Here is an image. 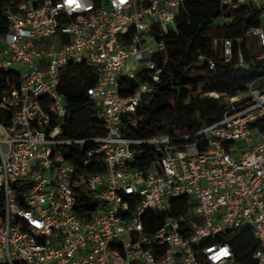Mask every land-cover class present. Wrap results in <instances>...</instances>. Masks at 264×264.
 I'll use <instances>...</instances> for the list:
<instances>
[{
    "label": "built area",
    "instance_id": "2783aa9c",
    "mask_svg": "<svg viewBox=\"0 0 264 264\" xmlns=\"http://www.w3.org/2000/svg\"><path fill=\"white\" fill-rule=\"evenodd\" d=\"M184 1L22 0L5 12L0 264H246L237 258L240 245L248 264H264V74L243 93L208 91L224 108L193 131L144 138L122 131L125 119L137 128L136 108L150 85L122 95L119 78L134 77L129 59L155 68L151 54L165 44L147 45L144 32L154 23L159 35L173 30ZM219 2L258 13L259 23L235 38V51L231 37L212 40L224 63L247 66L242 43L264 48V0ZM254 57L264 60V50ZM70 62L96 74L87 96L103 134L62 135L67 108L59 86ZM143 145L156 156L132 166ZM227 234L235 241L223 240Z\"/></svg>",
    "mask_w": 264,
    "mask_h": 264
},
{
    "label": "trees",
    "instance_id": "16d2710c",
    "mask_svg": "<svg viewBox=\"0 0 264 264\" xmlns=\"http://www.w3.org/2000/svg\"><path fill=\"white\" fill-rule=\"evenodd\" d=\"M22 0H0V33L7 29V20L4 15L9 9L15 10ZM259 23L256 9L240 7L235 11L222 6L219 0H185L177 9L175 28L159 35L158 24H152L150 33L156 41H163L165 50H155L151 59L155 63L154 69L142 68L134 77L121 76L119 78V92L128 95L136 86L145 82L150 90L143 93L138 104L135 116L138 118L137 128H133L128 119L122 131L125 135L134 138H144L157 134L176 135L180 131H193L204 123L217 119L223 108V98L191 94L193 85L199 80L190 78L188 74L194 68H203L205 74L212 78V85L234 88V93L226 89L212 90L226 92L228 95L243 93L247 82L264 74V60H258L254 53L262 51L254 39L242 43L244 60L247 66L235 63H224L220 46L213 45L216 36H228L233 39V48L238 43L236 37L244 33L249 25ZM196 44L197 55L189 51V42ZM208 59H212L214 66L210 67ZM156 68L160 71L156 73ZM9 74L0 70V78ZM157 75V79L153 76ZM96 74L92 67L85 63L70 62L63 69L59 89L63 94V101L67 108V116L62 123L64 137H89L104 133V128L93 113V101L87 96V87L94 84ZM191 99V101H189ZM0 109V119L3 117ZM8 118V115L4 117ZM144 151L131 162L132 166L142 167L156 156V152L143 145ZM184 199L183 196L172 198L173 201ZM96 203L90 201L87 209H93ZM155 215L150 211L145 216ZM156 217V215H155ZM239 235H246L245 229H235ZM235 236L225 235L223 240L230 243ZM238 247L237 258L248 264L247 256L241 253Z\"/></svg>",
    "mask_w": 264,
    "mask_h": 264
},
{
    "label": "rangeland",
    "instance_id": "374dc122",
    "mask_svg": "<svg viewBox=\"0 0 264 264\" xmlns=\"http://www.w3.org/2000/svg\"><path fill=\"white\" fill-rule=\"evenodd\" d=\"M150 29L146 32H144L145 38H146V44L154 47L156 45V39L154 38V35L149 32ZM34 43L38 46H46V45H51L52 44V39L51 38H34ZM192 40L189 42V51L193 55H197V46L195 44H192ZM128 65L131 67L133 66V72L136 73L138 70L144 68V64L142 62H135L132 59L128 60ZM188 77L190 78H197L199 79L192 88L191 94L199 93L201 96H208V91L212 90V88L215 89H226L229 93H234V88H226V87H219V86H213L212 85V78L205 74V70L203 68H194L193 70L190 71L188 74ZM225 100V99H224ZM191 101V99H189ZM223 101V99H222Z\"/></svg>",
    "mask_w": 264,
    "mask_h": 264
}]
</instances>
